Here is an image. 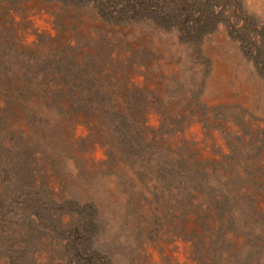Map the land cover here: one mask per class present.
<instances>
[{
    "label": "rangeland",
    "instance_id": "rangeland-1",
    "mask_svg": "<svg viewBox=\"0 0 264 264\" xmlns=\"http://www.w3.org/2000/svg\"><path fill=\"white\" fill-rule=\"evenodd\" d=\"M0 264H264V0H0Z\"/></svg>",
    "mask_w": 264,
    "mask_h": 264
}]
</instances>
